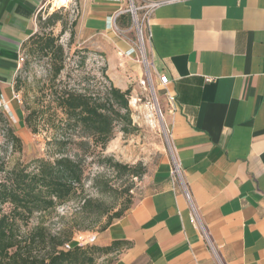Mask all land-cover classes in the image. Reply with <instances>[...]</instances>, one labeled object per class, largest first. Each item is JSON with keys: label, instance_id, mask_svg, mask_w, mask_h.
<instances>
[{"label": "crops", "instance_id": "1", "mask_svg": "<svg viewBox=\"0 0 264 264\" xmlns=\"http://www.w3.org/2000/svg\"><path fill=\"white\" fill-rule=\"evenodd\" d=\"M163 1L174 2L155 9L144 29L170 155L143 178L132 207L95 233L96 244H117L109 264H220L170 180L175 153L220 262L264 264V0H137ZM65 3L0 0V127L8 116L20 139L19 57L38 17ZM71 9L76 44L103 62L116 88L142 77L138 54L127 56L137 41L126 0H75Z\"/></svg>", "mask_w": 264, "mask_h": 264}, {"label": "trees", "instance_id": "2", "mask_svg": "<svg viewBox=\"0 0 264 264\" xmlns=\"http://www.w3.org/2000/svg\"><path fill=\"white\" fill-rule=\"evenodd\" d=\"M64 12L68 13L60 9L47 17L39 16V31L22 48L24 57L25 48L29 47L31 53L55 61L47 105L29 109L24 122L33 134L39 132L40 125L51 128L61 136L55 138L58 147L65 149L71 144V157L60 155L52 161L37 159L32 164H16L11 169L0 165V264H95L98 258L113 254L117 244L106 248L81 247L72 243L73 231L70 235L53 234L44 222L30 230L24 228L35 214H52L58 207L80 201L78 214L90 219L92 224L78 225L77 231H92L107 218L103 232L134 204L130 189L125 191L127 203L113 214L111 208L85 196L86 159L96 152L101 155L117 129L126 135L136 130L130 107L132 91L116 88L106 74V67L101 70L104 82L86 75L71 89L56 84L65 69L66 55L53 29L60 24L61 36L68 31V14ZM77 19L71 24V44L75 41ZM76 54L83 55L81 65L84 67L91 53L80 48ZM83 81L86 85L81 87ZM16 85L17 77L15 90L18 91ZM7 134L8 141L20 148L21 139L11 130ZM107 162L120 177L128 175L139 179L146 173L141 167L130 168L111 159ZM6 206L8 212L4 210ZM68 243L73 244L72 248L65 250Z\"/></svg>", "mask_w": 264, "mask_h": 264}, {"label": "rangeland", "instance_id": "3", "mask_svg": "<svg viewBox=\"0 0 264 264\" xmlns=\"http://www.w3.org/2000/svg\"><path fill=\"white\" fill-rule=\"evenodd\" d=\"M65 2L57 0V3L63 4ZM126 2L127 9H129L130 0H126ZM134 2L135 7L139 8L142 6V3H138L137 0H134ZM55 9V11H58L57 8ZM67 12L68 31L61 36L62 27L60 24L53 29V34L59 37V44L63 46L66 55L65 69L58 77L56 84L61 83L59 85L71 89V86L82 80L86 75L95 76L97 81L104 82L101 70L105 65L97 57L90 55L86 65L84 67L81 65L83 55L76 54V51L81 47L76 44V38L74 43L71 44L70 35L71 24L78 18V14L76 11L73 12L71 5ZM66 14L64 12V15ZM138 15L141 17L142 12L139 11ZM130 24L134 29L135 40L137 41L136 26L131 16ZM25 55V62L21 65L16 76V86L19 88L16 91V95L19 97L20 102L16 101L24 113V118L30 110L47 105L52 71L55 69V61H50L49 58H45L42 55L31 53L29 47L25 48ZM141 72L143 73V70ZM84 85L86 83L83 81L81 87ZM127 89L132 91L130 107L132 109L133 124L136 127L135 132L126 135L117 129L113 140L101 155L96 152L94 156L88 157L85 162V196L103 204L106 208H111V214L117 212L127 203L128 196L125 194L127 189H130L129 195L133 197L134 201L143 178L151 172L164 156L169 157L171 149L167 112L154 85L143 73L140 79L130 80ZM133 100L137 101L136 104L133 103ZM7 119L9 123H6L5 127H0V165L11 169L16 164H32L37 159L52 161L60 155L71 157V144L65 149L58 147L55 138H60L61 136L56 135L48 126L40 125L37 134H33L25 126V129L20 131V137H22L21 147L13 145L8 141L7 133L15 125V122L10 120L8 116ZM68 135L70 133H67ZM108 159L130 168L136 167V169H139L141 167L145 169L146 173L139 179L128 175L120 177L109 165ZM106 185L109 190H106ZM80 206V201L70 202L67 205L58 207L52 214L44 216L35 214L24 229L30 230L39 222H44L45 226L53 234L64 232V234L70 235L71 231H73V240L80 233L88 237L90 234L101 232L107 218H103L101 224L92 231H77L78 225L92 224L90 219L83 218V216L78 214ZM4 210L8 212L9 208L6 206ZM92 245L98 246L96 243ZM106 257L108 256L98 258L95 264H109L107 259H105Z\"/></svg>", "mask_w": 264, "mask_h": 264}, {"label": "built area", "instance_id": "4", "mask_svg": "<svg viewBox=\"0 0 264 264\" xmlns=\"http://www.w3.org/2000/svg\"><path fill=\"white\" fill-rule=\"evenodd\" d=\"M73 0H67V2L58 7V10L60 9H65L68 10L70 8V5H73ZM174 1H163V2H158V3H147L144 4L142 3V6L137 8L134 5V0H130V8L126 10L125 13L130 14L131 18L133 19V22L135 23L136 26V31H137V43H136V48L131 49L128 53L127 56H132L135 53L138 54V62H140L145 70V75L148 77L152 85H154L153 82V69L154 65L153 63L149 60L148 54H147V41L148 38L145 34V25L148 23L149 18L153 11L157 9L158 7L165 5L167 3H171ZM142 12V16L139 17L138 12ZM25 62V57L21 55L19 57V64L20 66ZM158 77L159 82L162 85H166L168 83V77L165 75L161 74H156ZM15 100H19V97L15 95ZM169 133V132H168ZM171 136L169 135V139ZM170 180L173 184V186H178L182 192V195L184 196L186 202L188 203L189 209H190V221L192 225L198 230L201 238L204 240V242L207 244L208 248L210 249L211 253L216 257V259L219 261L220 264V259L218 257L216 248L214 247L212 240L210 238L209 232L205 225L202 222L201 216L199 214V211L196 207V205L193 202L189 186L185 180L184 174H183V169L180 160L177 158L175 153H171V169H170ZM97 241V236L95 234H90L88 237L84 236V234H78L75 239L73 240L72 243L78 245V246H87V245H92L95 244ZM72 243H68L65 245V250H69L72 248Z\"/></svg>", "mask_w": 264, "mask_h": 264}, {"label": "bare ground", "instance_id": "5", "mask_svg": "<svg viewBox=\"0 0 264 264\" xmlns=\"http://www.w3.org/2000/svg\"><path fill=\"white\" fill-rule=\"evenodd\" d=\"M60 1H61V2H65V0H60ZM136 102H137L136 100H133V103H134V104H136ZM150 118H151V117H150ZM150 118H149V119H150Z\"/></svg>", "mask_w": 264, "mask_h": 264}]
</instances>
